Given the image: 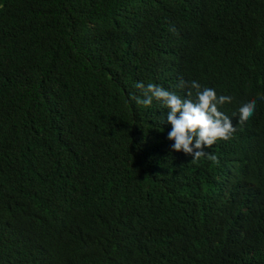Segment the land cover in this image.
Masks as SVG:
<instances>
[{"label": "trees", "instance_id": "trees-1", "mask_svg": "<svg viewBox=\"0 0 264 264\" xmlns=\"http://www.w3.org/2000/svg\"><path fill=\"white\" fill-rule=\"evenodd\" d=\"M181 79L256 101L218 163L131 98ZM0 264H264V0H0Z\"/></svg>", "mask_w": 264, "mask_h": 264}, {"label": "clouds", "instance_id": "clouds-1", "mask_svg": "<svg viewBox=\"0 0 264 264\" xmlns=\"http://www.w3.org/2000/svg\"><path fill=\"white\" fill-rule=\"evenodd\" d=\"M134 87L140 91L141 96L133 95L131 98L136 104L150 107L155 99L167 110V122L172 125V130L167 138L174 141L171 145L173 151H182L191 156L192 161L207 157L218 163V157L206 151L217 140H228L236 127L232 122L244 124L253 116L256 101L242 102L238 108V118L219 111V106L231 103L232 97L217 95L215 89L203 87L198 81H184L181 79L177 85L180 89H188L186 96L181 97L176 92L164 87L143 81L136 82ZM195 90L193 98L192 90ZM163 121V118H162Z\"/></svg>", "mask_w": 264, "mask_h": 264}]
</instances>
